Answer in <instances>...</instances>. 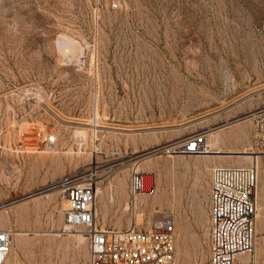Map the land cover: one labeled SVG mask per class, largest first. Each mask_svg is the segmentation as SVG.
<instances>
[{"label":"rangeland","instance_id":"1","mask_svg":"<svg viewBox=\"0 0 264 264\" xmlns=\"http://www.w3.org/2000/svg\"><path fill=\"white\" fill-rule=\"evenodd\" d=\"M263 104L264 0H0V228L15 231L8 261L88 264L87 239L65 229L63 182L74 176L102 188L105 227L187 214L194 184L209 232L207 159L257 164L259 208L264 156L248 162L244 151L252 154L249 114ZM196 132L208 144L219 134L211 148L233 156L165 150ZM134 171L148 184L135 204ZM258 248L243 256L249 264ZM178 251L176 264H187ZM209 254L208 245L191 264H209Z\"/></svg>","mask_w":264,"mask_h":264},{"label":"built area","instance_id":"2","mask_svg":"<svg viewBox=\"0 0 264 264\" xmlns=\"http://www.w3.org/2000/svg\"><path fill=\"white\" fill-rule=\"evenodd\" d=\"M120 3H113L119 7ZM249 117L253 123L250 150L264 156V104ZM46 144L53 134L37 132ZM172 155H207L214 153L207 143V133L196 132L166 146ZM210 254L209 264H239L240 256L253 254L256 248L258 204L257 164H214L210 170ZM69 202L66 228L84 233L88 242V264H176L177 232L172 217L154 221L149 227L131 223L124 228L105 227L97 219V185L91 177L74 176L63 182ZM143 173L132 172L129 188L133 201L147 192ZM15 231L0 228V264L11 254Z\"/></svg>","mask_w":264,"mask_h":264},{"label":"crops","instance_id":"3","mask_svg":"<svg viewBox=\"0 0 264 264\" xmlns=\"http://www.w3.org/2000/svg\"><path fill=\"white\" fill-rule=\"evenodd\" d=\"M205 162L206 164L204 166L207 169L210 167L208 164L219 163L216 159H207ZM202 167L203 163H201V168ZM198 193L199 190L194 184L188 187L187 197L189 198V203L187 204V214H181L175 217L171 216L177 232L176 249L180 250L178 251L180 253V258L187 256V264H191L195 260H200L201 257H198V255H200L202 251H205L208 245L210 252V231L208 232L207 216L201 209V206L196 202ZM256 233V242L259 248L253 261L254 263L257 262V264H264V194L259 202ZM240 260H243V258H240Z\"/></svg>","mask_w":264,"mask_h":264},{"label":"bare ground","instance_id":"4","mask_svg":"<svg viewBox=\"0 0 264 264\" xmlns=\"http://www.w3.org/2000/svg\"><path fill=\"white\" fill-rule=\"evenodd\" d=\"M209 135H210V144L211 143H220V136H219V134H217V133H215V132H212V133H209ZM209 139V138H208ZM210 144H208L209 146H210ZM211 147V146H210ZM228 149V148H227ZM247 150V149H246ZM226 151V150H225ZM240 151H242V150H240ZM212 152H214V153H211V154H207V155H203V156H211V157H213V158H218L219 160H220V158L221 157H224L225 158V156H233V155H231V153H225L222 149H220V148H217V149H215V150H213ZM236 152V151H235ZM239 152V151H238ZM244 153H246V155L244 156L247 160H248V162H250V161H255L257 158H259V156H256L255 154H253L252 153V151H251V153L252 154H250V152L249 151H244ZM236 154V153H235ZM243 155V154H242ZM240 156V155H239ZM256 158V159H255ZM258 161V160H257ZM220 163H222V161H219V163L218 164H220ZM259 164V163H258ZM195 166L197 167V168H201V163L199 162V163H196L195 164ZM208 168H210V167H208ZM102 193V188L101 187H99V188H97V195L98 194H101ZM136 203V198H135V200H134V204ZM101 208V207H100ZM100 209H99V206H98V204H97V213H98V211H99ZM98 215V214H97ZM19 233H21L20 231H17V233L16 234H19ZM22 234V233H21ZM71 234H76V235H78V237H85V235H84V233H82V232H80V230L79 229H77V230H74L73 231V233H71ZM77 238V237H76ZM86 238V237H85ZM244 255H241L240 256V258H242ZM244 260V261H243ZM243 264H249V261L248 260H246L244 257H243ZM20 261V260H19ZM4 264H11L10 263V261H8V259L6 260V262L4 263Z\"/></svg>","mask_w":264,"mask_h":264}]
</instances>
